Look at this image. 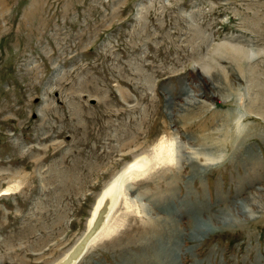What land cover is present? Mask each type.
Here are the masks:
<instances>
[{
	"label": "rangeland",
	"instance_id": "rangeland-1",
	"mask_svg": "<svg viewBox=\"0 0 264 264\" xmlns=\"http://www.w3.org/2000/svg\"><path fill=\"white\" fill-rule=\"evenodd\" d=\"M140 156L76 264H264V0H0V264L60 261Z\"/></svg>",
	"mask_w": 264,
	"mask_h": 264
},
{
	"label": "bare ground",
	"instance_id": "bare-ground-1",
	"mask_svg": "<svg viewBox=\"0 0 264 264\" xmlns=\"http://www.w3.org/2000/svg\"><path fill=\"white\" fill-rule=\"evenodd\" d=\"M222 49H224V48H222ZM229 50L236 52V53H238V52L243 53L242 50H239L235 47H232ZM207 71L208 70L205 71V69H204L203 75H206V74L210 75L209 74L210 72H207ZM211 73H213V72H211ZM195 105H197V104H195ZM191 107H194V106H191ZM196 108H197V106H196ZM203 108H204V106H203ZM156 158L158 159L156 161L159 162V161L163 160L165 157L162 155V152L159 151L156 155ZM150 165H151V161L148 158H146V156L142 157V158L140 156V158H137L133 162L129 163L126 166V168L120 174L118 173L119 175L117 174L118 176L116 178H114L110 182V184L108 183L109 185L107 184L108 186L105 187L100 198H98V201H97V203H96V205L92 211V215H91L89 222L87 224L88 225L87 228H89V232L81 239L79 244L75 245L63 258L60 259V261H58L55 264H76V263H78L80 258L83 257V255L90 248L91 245H93L95 242H97L101 236H104L110 232L109 230H111V228L108 227L109 226L108 225L109 224L108 223L109 218H110L114 208L118 205L117 203L120 202V199L123 198L125 192L127 191V188H126L127 182L133 176L143 175V173L147 170V168L150 167ZM255 196H257V195H255ZM261 205L262 204H259L256 202H250V204L247 203L245 206L244 205H240V206L235 205L233 208V213L236 212L239 217L242 218V216H243L244 219H246V218L249 219L251 217L253 219V218H255L254 217V212H255L254 210L263 208V206H261ZM260 210H262V209H260ZM227 215H228V213H227ZM256 215H257V213H256ZM173 217H174V215H173ZM168 222L169 221L165 220V223L162 225H165L166 230L168 232H170V229L173 228L174 224L172 222H169V223ZM96 223H98L100 226L97 229H95V227H94ZM176 229H178V228H176ZM173 232H174V234L172 232L171 233L173 235H175V237H176V235L180 234L179 231H177V230H174Z\"/></svg>",
	"mask_w": 264,
	"mask_h": 264
}]
</instances>
